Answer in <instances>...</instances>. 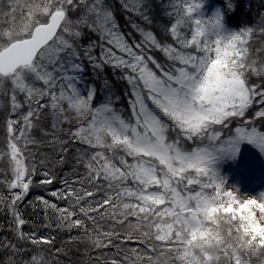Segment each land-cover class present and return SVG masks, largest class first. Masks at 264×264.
I'll list each match as a JSON object with an SVG mask.
<instances>
[{
    "label": "snow or ice",
    "instance_id": "6c2138e0",
    "mask_svg": "<svg viewBox=\"0 0 264 264\" xmlns=\"http://www.w3.org/2000/svg\"><path fill=\"white\" fill-rule=\"evenodd\" d=\"M202 2L0 0V264H264L214 167L264 154V0Z\"/></svg>",
    "mask_w": 264,
    "mask_h": 264
},
{
    "label": "rangeland",
    "instance_id": "374dc122",
    "mask_svg": "<svg viewBox=\"0 0 264 264\" xmlns=\"http://www.w3.org/2000/svg\"><path fill=\"white\" fill-rule=\"evenodd\" d=\"M245 2L238 0L236 10L225 14L223 23L226 29H238L242 23L253 19L252 13L244 6ZM223 4L224 0H203L200 11L207 16L215 9L223 8ZM252 4L255 11L259 0H252ZM2 141L3 133L0 135V144ZM2 162L5 165L6 162ZM214 167L226 178V183L235 185L241 194L255 195L264 190V154L246 141L240 142L235 157L225 154L215 161Z\"/></svg>",
    "mask_w": 264,
    "mask_h": 264
},
{
    "label": "trees",
    "instance_id": "16d2710c",
    "mask_svg": "<svg viewBox=\"0 0 264 264\" xmlns=\"http://www.w3.org/2000/svg\"><path fill=\"white\" fill-rule=\"evenodd\" d=\"M1 133H3V131H2V129H0V135H1ZM3 162H2V164H1V161H0V167H3ZM60 185L59 184H57V185H55L54 187H59ZM40 194H44V195H47V192L46 191H44V192H41V190H36L34 193H33V196L34 195H40ZM29 199H32V197L30 196L29 197ZM28 212L29 213H31V209H28ZM41 218H42V214H41ZM32 219L35 221L36 219H37V217H32ZM52 235H57L56 233H51ZM64 238H66L65 237V235H63V234H60V236H59V239H64ZM57 246H59V243L57 244ZM78 257L77 256H74L73 257V259H77Z\"/></svg>",
    "mask_w": 264,
    "mask_h": 264
}]
</instances>
